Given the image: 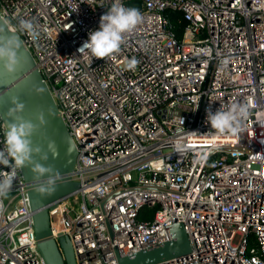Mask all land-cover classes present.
Masks as SVG:
<instances>
[{"label":"built area","instance_id":"1","mask_svg":"<svg viewBox=\"0 0 264 264\" xmlns=\"http://www.w3.org/2000/svg\"><path fill=\"white\" fill-rule=\"evenodd\" d=\"M114 2L0 0L9 28L37 24V40L18 34L77 147L79 187L49 208L52 235L68 236L77 264H118L99 204L115 191L102 206L119 256L170 240L182 220L190 251L163 264H264V127L253 115L220 136L206 120L232 102L264 110V0H119L143 22L118 54L80 53ZM4 131L0 118V150ZM28 187L18 168L0 197V264H46Z\"/></svg>","mask_w":264,"mask_h":264},{"label":"water","instance_id":"2","mask_svg":"<svg viewBox=\"0 0 264 264\" xmlns=\"http://www.w3.org/2000/svg\"><path fill=\"white\" fill-rule=\"evenodd\" d=\"M0 17H2L1 14ZM17 38L21 45L18 52L20 64L17 71L14 74H8L3 70L2 62H0V118L6 128L7 123L10 122V118L7 117L6 113L9 108L13 107L12 98L18 97L20 102L25 105L24 111L19 115L23 119L30 120L38 125L37 130L31 137V141L33 148H41V153H34L33 159L46 167H52L54 175H58V178L56 179L55 190L49 195L41 196L35 191V188L42 181L34 178L31 166L19 168L29 186L27 194L30 208L33 211V228L37 238V247L46 264H77L68 236L59 233L57 238H55L52 235L49 215V208L54 207L60 197L75 191L79 187V182L71 179L69 175L74 169L77 147L43 79L42 73L35 64L32 54L24 45L19 34H17ZM36 89L41 91L37 93ZM40 112L45 115L46 123L43 126H39V122L36 119ZM50 141H54L56 145L58 155L55 157L48 151V143ZM44 153L48 155L47 161L40 159V155ZM114 193L115 191L99 204L118 264H163L171 261L176 256L190 251L189 238L182 220H180L172 221V226L169 228L172 236L170 240L139 249L125 256H119L113 233L102 206V203Z\"/></svg>","mask_w":264,"mask_h":264},{"label":"clouds","instance_id":"3","mask_svg":"<svg viewBox=\"0 0 264 264\" xmlns=\"http://www.w3.org/2000/svg\"><path fill=\"white\" fill-rule=\"evenodd\" d=\"M0 62L3 70L8 74H14L20 64L18 55L20 42L18 33L28 35L33 41L40 35L37 24L32 19H20L18 23L9 30V22L0 17ZM143 22L141 12L134 7H125L119 0H115L108 11L100 17L98 30L89 32L88 39L79 49L80 53L89 52L92 57L105 59L121 50L125 42V35L133 32ZM136 58L126 61V69L134 70L138 64ZM37 93L41 90L36 89ZM13 107L9 108L6 115L10 118L4 131V148L0 150V165L9 168L10 171H0V197H6L11 191L15 170L31 166V172L39 183L35 191L41 196L49 195L55 190L56 179L54 170L50 166H44L33 159V154H40L41 148L32 147L31 137L37 130L38 125L30 120H25L20 113L24 111L25 105L18 97L11 101ZM251 102H232L227 106L220 107L216 111L206 110V120L210 124L213 133L220 136H235L244 123L254 115L256 123L264 127V110L253 113ZM36 119L39 126L46 123L45 115L40 112ZM181 151L180 146L177 148ZM48 151L52 156L58 155L54 141L48 143ZM40 159L47 161L48 155H40Z\"/></svg>","mask_w":264,"mask_h":264},{"label":"trees","instance_id":"4","mask_svg":"<svg viewBox=\"0 0 264 264\" xmlns=\"http://www.w3.org/2000/svg\"><path fill=\"white\" fill-rule=\"evenodd\" d=\"M167 14H168V16H169V18H170V21H171L174 25H176V29L179 30V29L181 28V26L184 25V22L178 25V23H177V21H176V20H177V15H178V13L173 12V11H171V10H167ZM179 33H180V30H179Z\"/></svg>","mask_w":264,"mask_h":264},{"label":"rangeland","instance_id":"5","mask_svg":"<svg viewBox=\"0 0 264 264\" xmlns=\"http://www.w3.org/2000/svg\"><path fill=\"white\" fill-rule=\"evenodd\" d=\"M73 204H74V206H75L76 209L79 208V200H74L73 201Z\"/></svg>","mask_w":264,"mask_h":264}]
</instances>
